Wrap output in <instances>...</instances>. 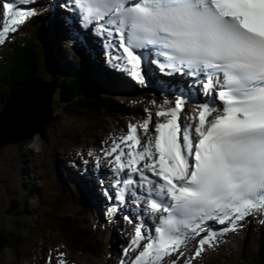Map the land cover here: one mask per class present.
<instances>
[{
    "label": "snow or ice",
    "instance_id": "obj_1",
    "mask_svg": "<svg viewBox=\"0 0 264 264\" xmlns=\"http://www.w3.org/2000/svg\"><path fill=\"white\" fill-rule=\"evenodd\" d=\"M37 6L39 0L0 5V44L38 15ZM49 6L67 9L61 19L85 46L102 40L109 66L167 92L160 103L151 101L159 118L154 132L152 110L145 109V119L109 137L111 145L104 142L102 156L87 153L98 166L107 159L115 177V192L105 190L113 201L109 214L123 213L130 223L135 216L122 255L138 254L120 264H179L182 249L201 233L194 255L214 246L212 224L226 225L223 234L264 213V0H55ZM161 72L188 78V90L166 88ZM189 101L197 112L183 116ZM64 257L58 253L56 264H67Z\"/></svg>",
    "mask_w": 264,
    "mask_h": 264
},
{
    "label": "bare ground",
    "instance_id": "obj_2",
    "mask_svg": "<svg viewBox=\"0 0 264 264\" xmlns=\"http://www.w3.org/2000/svg\"><path fill=\"white\" fill-rule=\"evenodd\" d=\"M60 43H63V42H60ZM73 56V54H71V55H69V57H72ZM154 71H155V68H154ZM158 75H159V77H160V82L166 87V88H168V89H175L177 92H178V90H179V88L181 87V85H179L175 80H173V78H176V75H174V76H166V75H164L162 72L161 73H158ZM103 82V84H105L106 82L105 81H100L99 79H97V84L98 83H102ZM119 84H120V86H123V87H128L127 85H126V81L124 80V78H120V80H119ZM61 87V86H60ZM140 88H142V85H140V84H138L137 82H135L134 83V86H133V89H134V91H136V93H138L139 95H141V92H140ZM198 88L199 87H196V89L195 90H197L198 91ZM185 89V88H184ZM27 89L25 88L24 89V91H26ZM101 91L103 92V90L101 89ZM187 91V90H186ZM157 92H158V90H156V91H154V94L152 95V96H149V97H154L156 94H157ZM21 97H22V94H17L16 95V99H15V103H14V105H13V108L15 109V111H16V113L17 114H21V115H23V114H25L27 111H28V104L27 103H22L21 101H20V99H21ZM204 99H206V97L202 94V93H200L199 94V100H204ZM190 102H193V101H190ZM158 103H160V102H158ZM193 103H196V102H193ZM109 109H113V105H110V108ZM145 109H150L148 106H142V114H141V118L142 119H145L146 117H147V112L145 111ZM152 113H153V117H152V124H151V126H150V128H152V130H153V132H154V125H155V123L154 122H156L159 118H157L156 116H155V113L152 111ZM192 113H189V115H191ZM99 127H97V129H98ZM101 129V128H100ZM153 132H150L149 133V135H151V134H153ZM99 133H105L102 129L100 130V132ZM98 134V133H97ZM64 156V155H63ZM5 160V163H4V171L6 172V173H12L13 171H14V168H13V166H14V163H10L8 160H7V158L5 159V158H2L1 160H0V163H2L3 161ZM61 160V161H60ZM60 160L58 161L59 162V164L60 163H62L64 160L65 161H68L67 159H66V157L64 156V157H61L60 156ZM73 162V161H72ZM75 164V163H71V165L70 166H73V165ZM101 165H106L105 164V162H102L101 161V163H100ZM65 169V168H64ZM101 170V169H100ZM95 201H96V198L95 197H93V202L95 203ZM85 202H86V200H85ZM84 208V207H83ZM84 211H87L85 208H84ZM30 213H33L32 211H30ZM247 219L249 218V217H246ZM254 219H258V220H264V213H262V214H260V215H258V216H256V217H253ZM98 225V224H97ZM92 226V225H91ZM224 226H226V225H217V226H212V228H213V230H216L217 231V234H219L218 232H219V229L221 228V227H224ZM113 229H116V228H113ZM233 242V241H232ZM223 245L225 246L226 244H224L223 243ZM231 245H233V244H231ZM245 250H247L246 248H245ZM235 253V250H232V252L231 253H229L228 251L226 252V255L227 256H229V257H231L233 254ZM67 264H73V263H68L67 262Z\"/></svg>",
    "mask_w": 264,
    "mask_h": 264
},
{
    "label": "rangeland",
    "instance_id": "obj_3",
    "mask_svg": "<svg viewBox=\"0 0 264 264\" xmlns=\"http://www.w3.org/2000/svg\"><path fill=\"white\" fill-rule=\"evenodd\" d=\"M42 32H43V30H42V28H39ZM39 30V31H40ZM39 52V51H38ZM37 52V53H38ZM22 69V67H20V69L19 70H21ZM75 73H77V72H75ZM5 74H6V76L9 78V77H13V79L14 80H17L18 78H19V73H18V71H15V72H12V70H6L5 71ZM1 85H3V83L1 82ZM24 85H26V84H24ZM28 85V84H27ZM126 91V90H125ZM143 106H145V105H143ZM63 119H64V121H63ZM63 121V122H62ZM84 122H85V118H83V115H79V114H71V115H60V117H59V120H58V122H57V124H56V126H57V129H56V134L57 135H59V136H61V137H64V133H63V131L61 130V128H60V125H61V123H62V126L61 127H70V128H76V127H78V126H81V125H83L84 124ZM154 123H156V122H154ZM100 128H98L97 129V133H99L100 132ZM49 140H47V139H44V140H42V139H39V142H41L42 144L44 143V142H48ZM5 151L7 152V153H9V150H8V148H6L5 149ZM61 157H64L63 155H60ZM6 159V158H5ZM35 160H36V158H35ZM4 163H5V160L2 162V163H0V173L1 174H5L6 172L4 171ZM34 167H36V163L34 162ZM7 190H9V189H7ZM4 194V190H0V198H1V196ZM32 214V213H31ZM51 235L52 234H49L48 235V238L50 239V237H51ZM27 236H29L27 233H25V236L23 237V235H21V236H19V244L20 245H22V243H23V241L25 240V238L27 237ZM255 240H256V238H255ZM255 240L253 241V242H249V246H248V248H247V251L249 252L251 249H252V251L251 252H254L256 249H258V248H260L261 247V245L260 244H258V245H256V243H254L255 242ZM254 245V247H252ZM230 248V247H229ZM229 248H226V249H229ZM69 252V251H68ZM227 252V251H226ZM251 252H249V253H247V254H244V255H242L241 257H243L244 258V264H250V262H251V257L249 256L250 255V253ZM70 254H75V253H73V252H69V255ZM75 255H77V254H75ZM78 256V255H77ZM27 257V256H26ZM76 257V256H75ZM79 257V256H78ZM232 257L233 256H231V258L229 259V260H231L232 259ZM73 260H75V261H80L82 258L81 257H79V260H77V259H75V258H73V257H71ZM23 260H25V258L23 259ZM233 262H235V261H232V262H230V264H232ZM220 262H218V264H219ZM223 263V262H222ZM223 264H225V263H223ZM251 264H253V262L251 263Z\"/></svg>",
    "mask_w": 264,
    "mask_h": 264
},
{
    "label": "water",
    "instance_id": "obj_4",
    "mask_svg": "<svg viewBox=\"0 0 264 264\" xmlns=\"http://www.w3.org/2000/svg\"><path fill=\"white\" fill-rule=\"evenodd\" d=\"M51 91L52 88L49 85L41 86V88L36 89V91L32 92L26 99L25 103L28 104L30 116L26 121L25 134L37 129L47 120L50 112L48 97H50ZM1 118L3 119L4 115H2ZM11 137H13L12 134Z\"/></svg>",
    "mask_w": 264,
    "mask_h": 264
},
{
    "label": "trees",
    "instance_id": "obj_5",
    "mask_svg": "<svg viewBox=\"0 0 264 264\" xmlns=\"http://www.w3.org/2000/svg\"><path fill=\"white\" fill-rule=\"evenodd\" d=\"M19 80H23V76L22 75L19 76V79H17L16 82L19 81ZM63 82H65V83H60L59 81L57 82L58 86H61L63 90L66 89L68 92H71V93H74V94L78 93L77 92V84H76V82H72L71 83V82H67L65 80H63Z\"/></svg>",
    "mask_w": 264,
    "mask_h": 264
}]
</instances>
